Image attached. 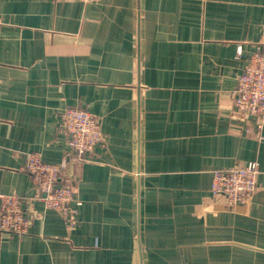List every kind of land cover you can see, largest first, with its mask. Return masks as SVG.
Masks as SVG:
<instances>
[{"label": "crops", "instance_id": "obj_1", "mask_svg": "<svg viewBox=\"0 0 264 264\" xmlns=\"http://www.w3.org/2000/svg\"><path fill=\"white\" fill-rule=\"evenodd\" d=\"M0 18V193L31 216L0 233V264H264V128L233 97L264 0H0ZM69 107L101 124L84 159ZM30 152L68 161L74 226L38 198ZM251 161L249 204L212 195L216 170Z\"/></svg>", "mask_w": 264, "mask_h": 264}, {"label": "built area", "instance_id": "obj_2", "mask_svg": "<svg viewBox=\"0 0 264 264\" xmlns=\"http://www.w3.org/2000/svg\"><path fill=\"white\" fill-rule=\"evenodd\" d=\"M2 20L0 18V25ZM244 55L239 45L238 58ZM1 69V67H0ZM234 106L241 116L256 119L255 128H264V42L255 43V48L246 58L243 71L237 78L233 91ZM65 132L69 136V146L76 157L84 159L102 143L103 134L99 120L90 112L69 107L62 111ZM66 159L58 163L45 162L39 152L27 154L23 170L37 186L38 198L45 207L55 209L62 215L68 226L76 224L78 207L73 186L59 183L67 167ZM260 168L255 161L228 169L216 170L211 183L213 196L222 195L231 206L249 204L257 189ZM31 225V216L23 208L21 199L13 193H0V233L24 235Z\"/></svg>", "mask_w": 264, "mask_h": 264}]
</instances>
